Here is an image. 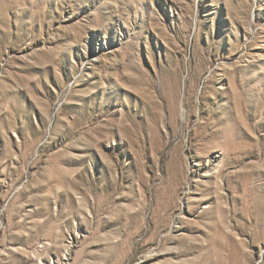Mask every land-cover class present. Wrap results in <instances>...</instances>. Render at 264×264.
Segmentation results:
<instances>
[{"label": "rangeland", "instance_id": "rangeland-1", "mask_svg": "<svg viewBox=\"0 0 264 264\" xmlns=\"http://www.w3.org/2000/svg\"><path fill=\"white\" fill-rule=\"evenodd\" d=\"M0 264H264V0H0Z\"/></svg>", "mask_w": 264, "mask_h": 264}, {"label": "bare ground", "instance_id": "bare-ground-1", "mask_svg": "<svg viewBox=\"0 0 264 264\" xmlns=\"http://www.w3.org/2000/svg\"><path fill=\"white\" fill-rule=\"evenodd\" d=\"M221 198V197H220ZM217 206H219V204H217ZM219 208V207H218ZM223 210H225L224 208H223ZM223 216H224V212H222V211H219V217H218V219H219V221L221 220V221H223Z\"/></svg>", "mask_w": 264, "mask_h": 264}]
</instances>
